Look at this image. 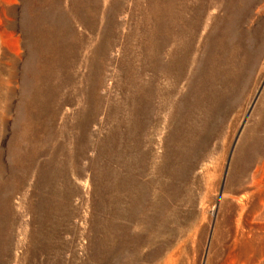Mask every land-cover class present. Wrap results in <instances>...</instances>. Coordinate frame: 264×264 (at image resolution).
I'll list each match as a JSON object with an SVG mask.
<instances>
[{
  "label": "rangeland",
  "instance_id": "obj_1",
  "mask_svg": "<svg viewBox=\"0 0 264 264\" xmlns=\"http://www.w3.org/2000/svg\"><path fill=\"white\" fill-rule=\"evenodd\" d=\"M0 264H264V0H0Z\"/></svg>",
  "mask_w": 264,
  "mask_h": 264
}]
</instances>
